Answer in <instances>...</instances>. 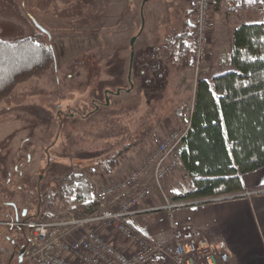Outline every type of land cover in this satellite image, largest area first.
Returning <instances> with one entry per match:
<instances>
[{
    "label": "rangeland",
    "instance_id": "374dc122",
    "mask_svg": "<svg viewBox=\"0 0 264 264\" xmlns=\"http://www.w3.org/2000/svg\"><path fill=\"white\" fill-rule=\"evenodd\" d=\"M177 5L172 0H95L94 5L93 0H0V39L16 41L32 36L46 41L30 23L28 15L32 16L47 33L56 60L54 68L18 85L9 99L0 102V204L10 201L17 203L19 208L31 210L28 205H33L36 194L25 193V174L35 176L36 181L39 175L45 176L39 185L40 191L49 185L61 184L62 179L71 174H83L94 187L109 183L107 178L100 180L101 175L89 176L88 169L98 171L95 163L99 159L132 139H141V145L132 148L117 163L122 165L135 157L130 160L132 170L140 168L150 158L156 144L149 139L156 126L154 123L172 112L179 118L182 129L171 132L179 134L189 128L184 124L183 114L188 111L196 86L192 57L189 61L193 73L190 86L176 92L172 87L171 72L164 68L160 71L164 75L169 72L170 77L155 78L161 87L154 89L161 91L156 96L141 88L146 77L140 75L145 69L141 73L137 61L140 48L153 40L159 23L169 22L172 14H178ZM183 10L189 12L191 8ZM210 24L209 19L211 42L207 72L200 74L197 81L206 80L212 74L214 38ZM14 27L16 32L8 34ZM6 32L8 35L4 37ZM133 37L136 40L131 47ZM114 51H119L125 69L128 61L127 76L130 53H134L133 73L130 72L133 87L124 84V91L118 95L115 94L118 90ZM169 64L178 66L177 61ZM160 65L168 66V62L161 58L155 66ZM104 93L112 94L105 106ZM95 103L99 107L92 112ZM180 105L181 109L178 108ZM44 151L50 161L48 169H44L47 162ZM29 153V159L24 163V155ZM14 166H20L15 174L22 176L12 178ZM191 189L189 178L180 168L162 183L163 196L157 192L153 196L171 201L172 196ZM60 207L64 208L56 203L52 208H43L42 213L55 215ZM8 211L6 208L0 211V220ZM19 240L25 241L21 231L10 234L0 226V264H26L24 259L17 262L13 256L15 243ZM120 246L126 249L122 242Z\"/></svg>",
    "mask_w": 264,
    "mask_h": 264
},
{
    "label": "trees",
    "instance_id": "16d2710c",
    "mask_svg": "<svg viewBox=\"0 0 264 264\" xmlns=\"http://www.w3.org/2000/svg\"><path fill=\"white\" fill-rule=\"evenodd\" d=\"M28 19L46 41L32 36L16 41L0 39V102L9 99L18 85L44 75L56 65L47 33L32 16ZM185 22L187 27L165 42L169 43L170 59L185 58L189 64L193 31ZM113 55L115 84L121 92L124 84L129 88L133 85V78L129 76L128 80V61L125 69L119 51ZM229 68L210 81L201 79L196 83L189 128L178 149L192 189L176 195L174 200L216 202L239 198L243 193L241 176L264 167V22L243 23L233 29ZM144 79L146 86L157 81ZM93 106L92 112L99 107L96 103ZM141 143V139H132L106 153L95 163L98 171L88 169L89 176L109 175L117 161ZM93 188L83 174L68 175L61 184L36 191L33 205L30 203L32 213L24 218H51L53 215L43 214L42 210L56 203L77 218L90 216L98 209L91 196Z\"/></svg>",
    "mask_w": 264,
    "mask_h": 264
},
{
    "label": "built area",
    "instance_id": "2783aa9c",
    "mask_svg": "<svg viewBox=\"0 0 264 264\" xmlns=\"http://www.w3.org/2000/svg\"><path fill=\"white\" fill-rule=\"evenodd\" d=\"M245 0H221L226 9H233ZM261 22H264V0H248ZM212 0H194L191 26L193 29L192 68L197 83L207 72L208 32ZM188 128L181 133L170 132L156 141L150 158L137 169L112 183L93 188L92 200L98 209L90 216L77 218L60 207L51 218L25 219L5 213L0 220L8 233L21 231L25 239L26 264H152L163 259L167 249L137 233L127 222L141 212L139 205L154 192L163 196L162 183L170 174L182 168L178 149ZM248 195V193H247ZM196 201H170L164 197L166 210L195 204ZM119 239L125 250L117 247ZM171 258L175 264H223L226 254L220 243L199 235L176 237Z\"/></svg>",
    "mask_w": 264,
    "mask_h": 264
},
{
    "label": "crops",
    "instance_id": "0c3cea01",
    "mask_svg": "<svg viewBox=\"0 0 264 264\" xmlns=\"http://www.w3.org/2000/svg\"><path fill=\"white\" fill-rule=\"evenodd\" d=\"M172 1L179 5L178 14H172L169 22L166 20L159 23L153 40L140 48L141 54L137 61L140 65L139 71L142 73V70L145 69V73L140 75L141 77L145 75L146 78L150 77L151 79L164 76L167 78L170 77L168 76L169 72L164 75L160 70L164 68L169 70L172 87L176 88L175 91L178 92L184 87H189L192 83V68L190 64H187L185 58L175 60L178 66L172 67L169 64L174 59L169 58V43H166L165 40L170 36L178 35L186 28L185 20L191 25L193 0ZM94 3L95 0H93V5ZM190 8L189 12L182 11V9ZM130 21L133 22L132 19ZM210 21V30L214 38L211 47L212 74L206 80L230 69L229 59L233 29L243 23L259 22L252 2L248 0L233 9H226L221 0H212ZM15 32L14 27L8 34L13 35ZM8 34L6 32L4 37ZM161 58L168 62L170 68L166 65L155 66L156 63L161 62ZM157 83L156 81L154 85L146 86L142 82L141 88L149 94L159 93L161 91L158 89L161 87ZM155 88L158 89L154 90ZM193 99L194 88L188 111L183 114L186 127H189ZM178 108L181 109L182 106L180 105ZM181 125L179 118L172 112L156 124L149 139L152 142L158 141L169 132L182 129ZM132 159L134 160L135 157L126 160L122 165L117 163L115 170L109 175H101L99 179L107 178L111 183L117 178L121 179L126 176L132 170V161H130ZM241 180L243 193L236 199L216 202L199 201L193 205L173 210L164 209V201L158 196H152L150 199L142 201L139 205L141 212L129 217L127 222L137 233L154 243H160L167 249L163 259L152 264H175L171 258L174 239L176 237L186 238L193 234L203 236L213 243H220L227 256L223 264H264V167L242 175ZM174 197L176 196L171 197L172 201H176ZM112 238L116 241L119 249L125 250L120 246L119 239L113 236Z\"/></svg>",
    "mask_w": 264,
    "mask_h": 264
},
{
    "label": "flooded vegetation",
    "instance_id": "af4514ba",
    "mask_svg": "<svg viewBox=\"0 0 264 264\" xmlns=\"http://www.w3.org/2000/svg\"><path fill=\"white\" fill-rule=\"evenodd\" d=\"M109 95H112V94L104 93V99H103L104 100V105H105V101L107 100V98H108ZM106 104H107V101H106ZM46 153H47L46 151L43 152V157L47 161L44 169H48V167L50 165L49 164L50 161H48V156H47ZM24 156L26 157L25 160H24V163H25L27 161L26 159H29L30 153L29 154H25ZM19 167L20 166H14L12 168V171H11L12 175L18 170ZM61 167H64V166L62 165ZM39 168H41V167L39 166ZM20 176H22V175L17 174V176L15 175L12 178H16V177H20ZM23 178H24V182H25L24 187H26L25 188L26 189L25 190V193H27L28 195H30L31 193H34L35 194L36 191L40 190L39 189V187H40L39 185L42 183V181L45 178V176L44 175H39L37 177V181L35 180V176H29V175H26V174L23 175ZM27 186H28V188H27ZM28 207L30 208V205H28ZM5 208L9 210L8 211L9 213H12L13 215H15L17 217H24V216L28 215L32 211L31 208H30L31 210H29V211H28L27 208H19V206L17 205V203L10 202V201L9 202H7V201L6 202H2L0 204V211H2ZM22 250L24 251V253H23L22 256H20V252ZM25 252H26V244H25V241H23V243H22V240H19V242H16L15 243V246H14L13 256L17 260V262H22L23 261L24 256H25Z\"/></svg>",
    "mask_w": 264,
    "mask_h": 264
},
{
    "label": "water",
    "instance_id": "95a60500",
    "mask_svg": "<svg viewBox=\"0 0 264 264\" xmlns=\"http://www.w3.org/2000/svg\"><path fill=\"white\" fill-rule=\"evenodd\" d=\"M135 40H136V37H133V38L131 39V42H130L131 47H133V44H134ZM133 54H134L133 52L130 53L128 80H129V76H130V69H131L132 60H133ZM131 87H132V86H131ZM127 92H129V90H127ZM119 93H120V91L118 90L115 94L118 95ZM23 253H24V251L22 250V251L20 252V256H22Z\"/></svg>",
    "mask_w": 264,
    "mask_h": 264
}]
</instances>
